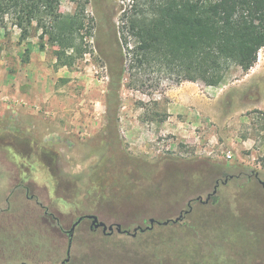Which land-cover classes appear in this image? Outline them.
Returning a JSON list of instances; mask_svg holds the SVG:
<instances>
[{
	"label": "rangeland",
	"instance_id": "1",
	"mask_svg": "<svg viewBox=\"0 0 264 264\" xmlns=\"http://www.w3.org/2000/svg\"><path fill=\"white\" fill-rule=\"evenodd\" d=\"M134 1L59 0L64 16L87 2L82 22L92 27L89 53L70 68L56 65L40 32L22 40L0 28V264L66 258L67 238L40 218L45 208L65 231L93 214L132 233L174 220L216 181L207 204L135 237L83 221L67 264H264V189L246 178L264 180V49L218 87L179 82L159 65L129 69ZM16 177L34 199L11 198L8 210Z\"/></svg>",
	"mask_w": 264,
	"mask_h": 264
},
{
	"label": "trees",
	"instance_id": "2",
	"mask_svg": "<svg viewBox=\"0 0 264 264\" xmlns=\"http://www.w3.org/2000/svg\"><path fill=\"white\" fill-rule=\"evenodd\" d=\"M86 4L64 16L59 0H0V28H16L22 40L40 32L54 48L56 65L70 68L90 51L84 40L92 27L82 22ZM126 24L134 40L129 69L159 65L179 82L218 87L233 66L248 73L264 49V0H135ZM112 79L116 94L123 75Z\"/></svg>",
	"mask_w": 264,
	"mask_h": 264
},
{
	"label": "flooded vegetation",
	"instance_id": "3",
	"mask_svg": "<svg viewBox=\"0 0 264 264\" xmlns=\"http://www.w3.org/2000/svg\"><path fill=\"white\" fill-rule=\"evenodd\" d=\"M240 175H242L241 173L239 174V175H237V176H229L228 178H226L225 179V182H227L228 180H230V179H233L234 177L236 178V179H238L239 177H240ZM254 178L255 180H257V182L260 184V186L264 189V180H262L261 178H260V174L258 173V172H256V171H251L249 174H247V176H246V178H247V180L248 181H250L251 180V178ZM14 183H15V185L13 186L14 188L12 189V191H11V193L6 197V199H5V203L7 204V209L9 210L10 209V207H11V198H14V197H17V198H19V197H22V198H28V199H34L32 196L31 197H28V192H29V190L26 188V185H24V183H23V180L22 179H18L17 177L16 178H14ZM219 185V181H216V185H215V187H214V190H213V192H215V190H216V188H217V186ZM212 192V193H213ZM17 194V195H16ZM20 194H22V195H20ZM208 195H211V194H208ZM207 195V196H208ZM213 196L214 195H212L211 196V198L209 199V201L210 200H212L213 199ZM207 198V197H206ZM197 199V198H196ZM189 200L188 201V203H187V210L191 207V209H192V204L195 202V201H197V200ZM206 200V199H205ZM208 201V202H209ZM207 202V203H208ZM206 203V204H207ZM36 205H37V207H39V208H41V209H43L44 207L38 202V201H36ZM5 212H7V210H5V209H0V214H3V213H5ZM185 212H186V210H182V212H180V214L182 213L183 214V218L186 216V215H188V214H186L185 215ZM179 214V215H180ZM24 215V214H23ZM185 215V216H184ZM85 216H95L96 218H97V222H95V224H93V220L92 219H86V218H83V220L76 226V228L74 229V232H75V230L78 228V226L83 222V221H86V220H88V221H90V224H89V230L90 231H97V230H99V229H101V231H102V234L104 235V236H112L113 235V233L114 232H116L115 231V226L116 225H120L121 226V229H122V225H121V223H110V224H107L106 222H104V221H102L101 219H99V217L97 216V215H93V214H86V215H82V216H80V217H78V218H81V217H85ZM40 218H42V219H48L51 223H53V225H54V229L56 230V231H58V232H60V234H64L65 236H66V238H67V248H66V258L64 259V260H62V262H61V264H67V263H69V256L67 255V251H68V242H69V235H68V232H69V229L68 230H63L60 226H59V219L56 217V216H54L52 213H50L48 210H46V208L44 209V211H43V215L41 216L40 215ZM78 218L76 219V221L78 220ZM75 221V222H76ZM100 222H102V223H104L105 225H106V227H109V226H112L113 227V229H114V231H113V233L111 234V235H107V232H108V229L106 230V233H104L103 232V228L102 227H98V228H95V225H97L98 223H100ZM156 223H154V225H155ZM171 224V223H170ZM52 225V226H53ZM73 225V224H72ZM71 225V226H72ZM154 225L152 226V228L154 227ZM149 226H150V224H149ZM71 228V227H70ZM151 228V229H152ZM122 230H125V229H122ZM126 231H128V230H126ZM130 232V231H129ZM117 233V232H116ZM131 233V232H130ZM119 234V233H118ZM125 235V234H124ZM73 236H74V233H73ZM72 240H73V237H72ZM71 246H72V244H71Z\"/></svg>",
	"mask_w": 264,
	"mask_h": 264
},
{
	"label": "water",
	"instance_id": "4",
	"mask_svg": "<svg viewBox=\"0 0 264 264\" xmlns=\"http://www.w3.org/2000/svg\"><path fill=\"white\" fill-rule=\"evenodd\" d=\"M214 194H215V192L211 193V195H208L207 198H206V200H202L201 197H198L196 200L199 201L201 204H206L209 201V199L211 198V196L214 195ZM190 212H191V207L188 210H186L185 215L188 214V213H190ZM83 218L92 219L93 220V224H95V222H97V218L95 216H85V217L78 218V220L73 223V225L71 226V228L69 229V232H68V235H69L68 251H67V255L68 256H69L70 250H71V244H72V237H73L74 229L83 220ZM182 219H183V214L181 213L174 220H166V221H164L162 223L161 222H157L154 219H150L149 220V224H150L149 227H146L144 229L141 228V227H137V228L133 229V232L132 233H130L129 231H126V230H122L120 225H116L115 226V231L117 233H119V234H125V235H128V236L135 237L138 232L139 233H143L146 230H150L152 228V226L154 225V223H156L157 225H165L166 226V225H168L170 223L171 224L178 223ZM98 227H102L104 233H106V230L108 229L107 235H111L113 233V231H114V229H113L112 226L106 227V225L104 223H102V222H100L97 225H95V228H98Z\"/></svg>",
	"mask_w": 264,
	"mask_h": 264
},
{
	"label": "built area",
	"instance_id": "5",
	"mask_svg": "<svg viewBox=\"0 0 264 264\" xmlns=\"http://www.w3.org/2000/svg\"><path fill=\"white\" fill-rule=\"evenodd\" d=\"M225 156H226V158L230 159L232 154L230 152H227Z\"/></svg>",
	"mask_w": 264,
	"mask_h": 264
}]
</instances>
